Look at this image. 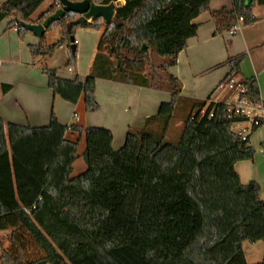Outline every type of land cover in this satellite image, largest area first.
<instances>
[{
  "label": "trees",
  "instance_id": "16d2710c",
  "mask_svg": "<svg viewBox=\"0 0 264 264\" xmlns=\"http://www.w3.org/2000/svg\"><path fill=\"white\" fill-rule=\"evenodd\" d=\"M45 1L7 0L0 6V23L11 18L8 29L23 39L31 33L15 18L33 23L31 17ZM89 1L107 6L120 0ZM123 1L110 25L102 19L74 25L79 15L67 13L49 28H61L62 38L53 45L44 38L30 52L48 59L67 42L71 45L78 28L104 29L84 80L44 69L53 93L73 105L83 96L88 113L100 108L97 79L166 89L171 101L161 104L145 127L129 129L118 151L105 128L62 125L54 113L46 127H25L5 124L0 115V231L12 230L11 249L0 245L1 264H248L243 243L264 241V201L259 184L243 185L235 170L237 163L254 158L255 149L233 125L252 121L253 133L264 127V115L251 119L210 97L186 100L181 82L167 75L198 34L193 21L213 0ZM257 5L264 6V0H233V11L213 17L221 30L231 31L240 18L242 26H250L257 21ZM60 7L54 0L39 22ZM151 50L165 62L151 64ZM245 59L227 60L231 72L223 83L242 74ZM77 62V50L70 48L67 67L75 69ZM239 85L242 99L263 104L256 77H244ZM11 90L0 84V97ZM183 102H190L192 111L179 140L172 142L168 130ZM69 131L86 139L82 157L87 170L74 178L79 140H68ZM29 246L41 255L28 258Z\"/></svg>",
  "mask_w": 264,
  "mask_h": 264
},
{
  "label": "crops",
  "instance_id": "0c3cea01",
  "mask_svg": "<svg viewBox=\"0 0 264 264\" xmlns=\"http://www.w3.org/2000/svg\"><path fill=\"white\" fill-rule=\"evenodd\" d=\"M5 1L7 0H0V6ZM47 1L49 0H46L39 9ZM49 2L47 10L38 12V9L31 17L33 23H38L41 16L53 6L54 0ZM120 4L123 5L124 1L121 0ZM221 10L233 11V0L211 1L209 10L193 21L199 27L198 34L188 41V48L180 53L177 64L168 69L167 75H172L181 82L182 97L186 100L205 101L210 97V102H224L236 107L240 102L246 101L240 97L242 93L240 82L244 77H256L264 104V48L261 47L264 41V6L257 5L253 9V14L257 18L256 23L243 26L237 34H232L225 28L221 30L222 26H219L213 17L214 13ZM11 20L7 18L0 23V40L6 36L5 43L0 47L2 62L0 68L8 64V69L16 61L26 67L27 73L23 76V89L16 95H13L16 90L14 82L11 81L9 84V81L0 80V84L12 86L10 92L0 97V115L5 124L46 127L50 124L54 113L62 125L110 130L114 137L112 147L118 151L124 146L129 129L145 127L146 120L158 114L161 104L171 101V93L166 89L157 90L97 79L95 99L100 107L97 112H86L83 96L76 105L65 102L49 88L43 69L56 70L64 79L74 80L78 76L84 80L92 71L99 42L97 50L94 47L88 65L80 62L75 69L67 68L69 42L61 46L51 58L34 57L29 47L39 45L42 41L32 33L27 40L22 39L16 29H8ZM57 52H64L66 67L64 72L51 66ZM240 55L246 56L242 65V74L223 83L231 72L230 67L225 65L227 60ZM41 71L42 73H39ZM235 87H239V91ZM262 105L249 103L245 115L251 119L263 116ZM176 111L168 130L169 136L175 128H180L184 119L189 116L192 111L191 103H181ZM251 126L252 121L233 125V131L242 138L249 137L250 146L255 149L254 158L237 163L235 170L243 185L250 182L259 184L260 198L264 201V127L252 133ZM182 128L183 126L180 130L176 129L177 136ZM66 138L73 142L79 140L78 159L73 165L74 178L87 170L82 157L86 148V139L85 135L79 136L70 131L66 134ZM80 160L84 163L79 165V172H75ZM243 249L248 264H258L264 260V241L256 243L246 241L243 243Z\"/></svg>",
  "mask_w": 264,
  "mask_h": 264
},
{
  "label": "rangeland",
  "instance_id": "374dc122",
  "mask_svg": "<svg viewBox=\"0 0 264 264\" xmlns=\"http://www.w3.org/2000/svg\"><path fill=\"white\" fill-rule=\"evenodd\" d=\"M50 1V0H49ZM49 1H47L45 3L44 6H42L38 12L47 10V7L49 5ZM121 5L120 3H118V6ZM104 29H101L100 31L97 30H93V29H86V28H78L75 32V40H76V44L78 45V51H77V58H78V65L80 62H83L84 65H88L89 60H91L92 54H93V50L95 47V50H97V45L100 39L101 34L103 33ZM83 33V34H82ZM63 36V32L61 28H56L53 30H49L47 32V35L45 36V43L49 44V45H53L56 42H58ZM28 37H30L29 34L25 35V40L28 39ZM6 41V36L4 38H2L0 40V47L5 43ZM128 56V55H127ZM131 57V56H130ZM65 56H64V52H57L54 60H52V64L51 66L55 67L56 69H58V71H66V67L64 66V62H65ZM133 58V57H132ZM150 58H151V64L155 65V66H160L162 63L165 62V59L160 57L157 53H155L154 51H150ZM8 64H4V66L2 68H0V80L3 81H9V84L12 82H14L15 85V94L16 95L21 89H23V76L25 75V73H27V69L26 67H24L23 65H21L19 62H13L12 65H10L7 69ZM49 67V66H48ZM69 68V67H67ZM150 68L147 67L146 72L150 74ZM44 71V69H43ZM39 73H42L39 72ZM7 83V82H4ZM13 85V84H12ZM238 86V85H237ZM237 88V89H236ZM236 90L239 91V87H235ZM237 91V92H238ZM12 95V96H13ZM10 96V97H12ZM177 116H179V113L177 114ZM184 123H182L181 127L183 126ZM180 128H175V130L173 132H171L170 136H169V140H171L172 142H176L179 140L180 138V133L178 134V136L176 135V129L180 130ZM173 136V137H172ZM82 160V159H81ZM79 161L77 166H76V170L75 172H79V165H81V163H84L82 161ZM11 233L12 230H8V231H0V245L2 246L3 250H9L11 249V242H10V237H11ZM27 256L30 259H34L36 257H39L41 255V253L36 250L33 246H29V248H27ZM2 252H0V258H1ZM0 264H1V259H0Z\"/></svg>",
  "mask_w": 264,
  "mask_h": 264
},
{
  "label": "water",
  "instance_id": "95a60500",
  "mask_svg": "<svg viewBox=\"0 0 264 264\" xmlns=\"http://www.w3.org/2000/svg\"><path fill=\"white\" fill-rule=\"evenodd\" d=\"M61 7L56 10L52 15L48 16L45 20L38 23H25L15 18L19 26L23 27L34 36H36L40 41H43L46 32L49 30L50 26L61 21L67 13H74L79 15V18L73 23L74 25H83L85 23H91L97 19H102L105 25H110L115 14L116 9L119 7L118 3H111L107 6L96 5L90 3L89 0H84L80 2H71L69 0H59ZM71 24L68 25V29L71 28ZM70 48L73 52L77 50V45L75 43V37L70 40Z\"/></svg>",
  "mask_w": 264,
  "mask_h": 264
},
{
  "label": "built area",
  "instance_id": "2783aa9c",
  "mask_svg": "<svg viewBox=\"0 0 264 264\" xmlns=\"http://www.w3.org/2000/svg\"><path fill=\"white\" fill-rule=\"evenodd\" d=\"M242 18H240L237 23L233 26L231 33L232 34H237L241 29H242ZM2 62L0 61V65ZM237 112L240 114L245 115V111L249 109V103L247 101L240 102V104L236 107ZM264 114V113H263Z\"/></svg>",
  "mask_w": 264,
  "mask_h": 264
},
{
  "label": "bare ground",
  "instance_id": "6f19581e",
  "mask_svg": "<svg viewBox=\"0 0 264 264\" xmlns=\"http://www.w3.org/2000/svg\"><path fill=\"white\" fill-rule=\"evenodd\" d=\"M121 1V0H120Z\"/></svg>",
  "mask_w": 264,
  "mask_h": 264
}]
</instances>
